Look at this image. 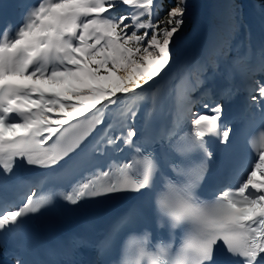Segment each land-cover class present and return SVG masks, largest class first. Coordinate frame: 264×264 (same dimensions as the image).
<instances>
[{
  "label": "snow or ice",
  "instance_id": "obj_1",
  "mask_svg": "<svg viewBox=\"0 0 264 264\" xmlns=\"http://www.w3.org/2000/svg\"><path fill=\"white\" fill-rule=\"evenodd\" d=\"M122 6L124 11H114ZM161 7L156 0H37L28 6L18 29L9 26L0 33V177L18 180L17 170L34 166L48 170L42 176L70 182V190L54 185L38 198L32 193L21 197L19 205L0 206V236L24 227L30 214L75 213L83 210L84 201L140 194L154 187L159 174L169 192L170 232L174 236V230L186 229L178 244H167L170 253L192 233L188 248L196 264H217L219 251L229 255L232 264H264V147L246 178L234 190L222 187L211 200L197 194L207 165L189 170L182 184L171 182L156 154L136 142L137 131L131 126L135 112L114 134H109V125L87 158L77 155L61 166L102 123L106 109L118 106L122 97L135 96L174 62L187 0H176L163 19ZM256 90L264 100V82ZM251 99L260 102L256 95ZM204 107L212 114L192 113V148L210 158L206 137L218 136L226 143L231 128L220 130L221 105ZM93 110L98 115L87 120L85 114ZM109 149L115 154L130 151L101 166L96 157L107 156ZM168 167L176 170L178 165L170 162ZM157 227L164 228V221H157ZM151 235L144 231L145 238ZM16 264L25 261L17 259Z\"/></svg>",
  "mask_w": 264,
  "mask_h": 264
},
{
  "label": "bare ground",
  "instance_id": "obj_2",
  "mask_svg": "<svg viewBox=\"0 0 264 264\" xmlns=\"http://www.w3.org/2000/svg\"><path fill=\"white\" fill-rule=\"evenodd\" d=\"M232 3V0H187L188 11L183 37L175 49L174 62L150 85L138 90L135 96L122 97L118 106L113 105L110 111L105 110L102 123L98 125L103 128V134L109 125L112 126L109 134L121 130L133 119L129 115L130 112L136 113L131 126L136 129L137 135L142 133L143 119L149 106L153 104L156 92L163 89L162 84H165L166 91L180 102V110H185L195 88L199 87V84L205 86L214 83L217 75L226 74L228 65L231 64L244 74L250 75L254 64L264 63V27L257 24L254 32L252 30V37L248 36L249 39L239 32L238 37L234 38L235 21L234 18H228ZM25 14L26 12L22 15L24 18ZM228 40H234L235 47L231 48ZM236 49L238 52L234 54ZM208 73L213 76L209 81L205 78ZM89 114L92 119L94 114L98 115L95 110ZM186 116L191 119V112L188 111ZM226 126L223 125V128ZM240 183L241 181L231 189L234 190ZM16 262L13 261L12 264Z\"/></svg>",
  "mask_w": 264,
  "mask_h": 264
},
{
  "label": "clouds",
  "instance_id": "obj_3",
  "mask_svg": "<svg viewBox=\"0 0 264 264\" xmlns=\"http://www.w3.org/2000/svg\"><path fill=\"white\" fill-rule=\"evenodd\" d=\"M168 196L169 192L165 188L157 195L155 203L159 212L171 221L173 217L169 208ZM192 239L193 234L189 233L184 237L179 249L172 254L163 241L158 242L153 248L148 246L150 236L145 238L143 235H131L125 241L126 253L121 257L120 264H196L188 248Z\"/></svg>",
  "mask_w": 264,
  "mask_h": 264
},
{
  "label": "rangeland",
  "instance_id": "obj_4",
  "mask_svg": "<svg viewBox=\"0 0 264 264\" xmlns=\"http://www.w3.org/2000/svg\"><path fill=\"white\" fill-rule=\"evenodd\" d=\"M125 7L126 6H122L121 8L115 9L114 11L117 12V13L122 12V11L125 10ZM239 7H242V10H243V15L241 17H239V15H238V13L236 11L237 8H239ZM153 13L155 15L154 10H153ZM234 17L236 18V23H235V26L237 27V30L236 31L239 30V26L241 24H245L246 27H247V29L249 28V31L251 33L250 36H249V38L252 37V34L254 32V29H255V26L257 25L255 23L260 22L261 24L259 23L258 26L260 25V27H264V25H262V24H264V17L259 16V14H258V8H257V6L256 7L254 6L252 0H240L239 6L237 5V7L232 8L231 11H230V13H229V15H228V18H234ZM144 20H145V22H147V18H144ZM253 25H254V27H253ZM262 29H264V28H262ZM252 30H253V32H252ZM142 31L143 30H141V32ZM206 32H207V30H206ZM206 34H208V32ZM237 35H238V33H237ZM234 37H236L235 34H234ZM202 38H204V37H202ZM234 46H235V44L231 43V48H233ZM236 51H237V49H236ZM237 52H235V50L233 51L234 54H236ZM207 75H209V73L205 75V78L207 79V81H209L210 79H213V76H210L209 75V77H207ZM197 84H198V82L196 83V85ZM199 85L202 86L203 84H199ZM200 86L197 87V88H195V92L197 90H199ZM193 96L194 95L192 94L189 97L190 98L189 101L191 100L189 102V108H190L191 114L193 112H198V113H201V114H212V113L209 112V109L208 108H205L204 107V105H202V108H199L198 110H196L195 109L196 108V104L203 103L204 102V104H208L210 107H214L217 104H209V103H207V100H202L200 98L197 99L196 97H194L193 99H191V97H193Z\"/></svg>",
  "mask_w": 264,
  "mask_h": 264
},
{
  "label": "trees",
  "instance_id": "obj_5",
  "mask_svg": "<svg viewBox=\"0 0 264 264\" xmlns=\"http://www.w3.org/2000/svg\"><path fill=\"white\" fill-rule=\"evenodd\" d=\"M257 1L260 3L261 2L264 3V0H257ZM175 3H176V0H158L157 4H162V7L159 8V10H158L159 18L163 19L167 9L171 6H174ZM261 11H264V10H261ZM156 12H157V9L155 10V14H156ZM199 107L200 106H198V108Z\"/></svg>",
  "mask_w": 264,
  "mask_h": 264
}]
</instances>
